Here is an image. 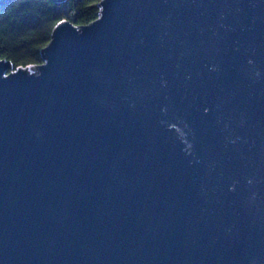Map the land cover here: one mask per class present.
Returning a JSON list of instances; mask_svg holds the SVG:
<instances>
[{"label": "water", "instance_id": "1", "mask_svg": "<svg viewBox=\"0 0 264 264\" xmlns=\"http://www.w3.org/2000/svg\"><path fill=\"white\" fill-rule=\"evenodd\" d=\"M42 58H0V264H264V0H101Z\"/></svg>", "mask_w": 264, "mask_h": 264}, {"label": "trees", "instance_id": "2", "mask_svg": "<svg viewBox=\"0 0 264 264\" xmlns=\"http://www.w3.org/2000/svg\"><path fill=\"white\" fill-rule=\"evenodd\" d=\"M101 0H0V58L12 70L43 62L42 49L55 26L68 20L75 26L93 21Z\"/></svg>", "mask_w": 264, "mask_h": 264}, {"label": "rangeland", "instance_id": "3", "mask_svg": "<svg viewBox=\"0 0 264 264\" xmlns=\"http://www.w3.org/2000/svg\"><path fill=\"white\" fill-rule=\"evenodd\" d=\"M10 71H12V70H10ZM8 73V72H7Z\"/></svg>", "mask_w": 264, "mask_h": 264}]
</instances>
